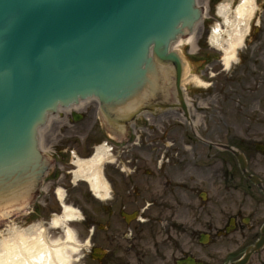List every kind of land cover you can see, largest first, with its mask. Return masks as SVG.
<instances>
[{
  "label": "water",
  "instance_id": "95a60500",
  "mask_svg": "<svg viewBox=\"0 0 264 264\" xmlns=\"http://www.w3.org/2000/svg\"><path fill=\"white\" fill-rule=\"evenodd\" d=\"M201 13L196 0H0V191L41 178L38 129L60 105L97 96L108 116L132 109L172 65L186 110L170 44Z\"/></svg>",
  "mask_w": 264,
  "mask_h": 264
},
{
  "label": "rangeland",
  "instance_id": "374dc122",
  "mask_svg": "<svg viewBox=\"0 0 264 264\" xmlns=\"http://www.w3.org/2000/svg\"><path fill=\"white\" fill-rule=\"evenodd\" d=\"M222 1L209 2L206 28L202 31L198 51L190 52L188 45H183L180 50L186 61L184 80L187 93L194 103L193 118L200 116L196 130L202 137L215 142L229 141L227 131L235 127L240 116L239 112H236L234 101L226 100L237 89L236 71L234 68L229 72L224 71L222 52L209 45L210 37L216 32L215 26H221L223 22V18L218 15V6ZM238 1L233 0L234 9ZM191 76L199 78L201 83L188 80ZM244 100L250 102L249 98ZM200 102L204 104L202 107ZM80 113L85 114L83 120L75 122L71 114L62 115L52 121L49 128L40 135L44 146L50 145L57 151V161L44 177L40 192L32 200L25 195L20 206L9 205L10 200L0 205V245L3 241L13 243L17 235L23 239L27 238L28 241H33L41 234H44L50 243L59 239L65 241L66 232L71 229L76 240L91 245L92 240L97 239V244L105 247V231L97 230L93 238L90 231L92 228L85 227L91 213L95 221L106 220V216L101 213L102 202L92 194L90 196L89 183L77 175V170L81 161L92 160L100 150L106 154V147L110 146L114 147L116 157V149L121 153L123 145H129L132 155L143 159V168L139 170L137 177L146 184L143 185L144 189L150 188V177L162 174L158 169L161 165V170L170 174L166 178L173 182V187L178 193L181 192L179 188L189 190L188 185L194 183L195 207L191 213L194 216V230L197 236L207 229L203 227L202 219L198 216V213L202 212L201 208H204L206 216L217 220L218 227H223L234 209L235 196L231 193L222 195L225 193L226 184L221 172L224 166L229 168L230 165H233L232 170H235L234 160L228 153L214 147L208 148L205 143L198 141L176 109L144 114L141 122L130 126V137L126 142L113 141L117 136L112 132L108 121H105L95 101H90L88 107ZM102 164L103 170H106L107 164ZM159 181L154 187L164 195L172 184L168 185L163 177ZM204 192L208 195H204ZM65 205L76 209L78 215L73 219L55 223V214L64 216ZM156 211L162 212V218H166L169 213L165 206L156 208ZM230 239L233 241L219 240L212 234L206 245H199L198 239H195L196 253L201 260L211 264H223L233 260L239 256L238 248L241 244L234 243L233 238ZM89 249L90 247L81 249L79 253L67 250L71 254L70 264H91L87 255Z\"/></svg>",
  "mask_w": 264,
  "mask_h": 264
},
{
  "label": "flooded vegetation",
  "instance_id": "af4514ba",
  "mask_svg": "<svg viewBox=\"0 0 264 264\" xmlns=\"http://www.w3.org/2000/svg\"><path fill=\"white\" fill-rule=\"evenodd\" d=\"M258 18L247 37L249 43L238 54L237 89L226 98L234 101L240 116L235 127L227 131L229 141L220 142L243 151L248 169L264 184V12ZM247 98L250 102L244 100ZM201 142L210 146L214 141ZM123 146V154L110 161L108 166L106 253L93 257L94 264H179L180 261L198 264L203 261L196 253L195 245V239L202 244V233L200 236L195 234L191 213L195 207L194 183L188 185L189 190L179 188L181 192L178 193L173 182L166 178L170 174L163 172L161 165L158 169L162 174L150 177V188L144 189L146 184L137 177L144 161L132 155L129 145ZM233 160L235 170L230 165L229 168L224 166L221 172L226 184L222 195L231 193L235 196V206L226 224L231 231L217 230L215 237L218 234L219 240L233 238L234 243L241 244L237 259L262 242L252 251L246 264H264V190L246 178L236 159ZM161 177L168 185L172 184L164 195L154 187ZM163 206L169 211L166 218L156 211ZM201 210L198 216L203 227H207L203 232L208 231L212 236V231L218 227L217 220L206 216L204 208Z\"/></svg>",
  "mask_w": 264,
  "mask_h": 264
},
{
  "label": "bare ground",
  "instance_id": "6f19581e",
  "mask_svg": "<svg viewBox=\"0 0 264 264\" xmlns=\"http://www.w3.org/2000/svg\"><path fill=\"white\" fill-rule=\"evenodd\" d=\"M250 1L251 0H249V3ZM197 3L200 7L204 8L205 12L203 19L196 25L189 35L178 38V40L172 44L173 50H180L183 45H189L192 52L197 50V41L204 28L205 16L207 17L209 13V0H197ZM230 4L231 2L229 0H224L218 6V14L223 16L226 29L221 30L218 26L212 37V40H216L220 46L224 47L223 50L225 51V62L227 65H229L231 59L235 58L237 48L243 41L244 33L246 31V23L251 12V5H240L235 11H232ZM188 80L201 83V80L196 76H191ZM165 82H168L166 76L161 75L156 84L157 89L161 91L158 92L154 89L153 93L157 95L161 94L162 90H165ZM170 90L172 95L176 92L173 87L170 88ZM183 93L186 105L188 108H191L193 112V99L188 95L184 88ZM90 101H95L96 105L99 107V103L96 99H88L81 100L78 104H74L71 107L58 108L55 114L49 115L46 126L40 129V134L49 128L52 121L59 119L61 114H68L72 111H82L87 108ZM199 105L202 107L204 104L203 102H200ZM199 122L200 116L198 115L196 120L193 121V124L197 125ZM40 147L44 150L49 149V147L43 145L41 139ZM104 153V151L100 150L92 160L87 162L81 161L80 168L77 170V175L88 178L95 191L100 195L105 194V192H100V190L106 188V185L101 179V174L96 171L95 168L99 167L101 162L106 159V154ZM107 156L108 158L111 157L109 154ZM76 214L77 212L72 207L66 206L63 219L73 218ZM61 220L62 219L58 216L54 217L55 223H58ZM66 234L65 241L59 239L54 243H49L44 234L39 235L34 241H28L27 238L23 239L18 235L14 237L13 243L3 241L0 245V264H70L71 254L67 250L72 253H78L84 244H81L76 240L71 229H68Z\"/></svg>",
  "mask_w": 264,
  "mask_h": 264
}]
</instances>
